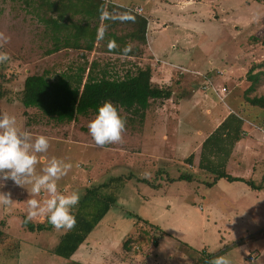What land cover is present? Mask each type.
I'll return each mask as SVG.
<instances>
[{"label":"rangeland","instance_id":"374dc122","mask_svg":"<svg viewBox=\"0 0 264 264\" xmlns=\"http://www.w3.org/2000/svg\"><path fill=\"white\" fill-rule=\"evenodd\" d=\"M106 1L131 10L142 7L144 11L139 15L150 23V37L163 39L165 48L160 63L173 69L178 64L185 66L184 71L175 72L176 79L183 73L193 78L191 84L194 82L201 88L207 81L203 75L210 73L208 79L216 83L219 97L225 101L211 97V89H202L210 96L206 98L207 105L196 106L192 118L168 112L171 122L152 115L151 111L159 106L156 102L149 107L152 109L147 122L140 117L131 118L120 109L118 113L125 119L121 140L98 146L88 132V123L94 114L79 116L69 124L57 123L40 111L22 105L24 82L28 76L42 74L48 80H56L59 76L77 73L84 65L90 68L93 63L99 74L104 72L109 77L121 78L126 71L121 68L131 61L104 53L100 43L90 53L63 49L48 56L46 52L54 45L52 31L40 21L43 11L25 7L21 2L0 0V33L8 37L6 43L0 41V51L9 56L6 62L0 63V113L15 116L17 127L30 133L33 139L37 135L48 138L47 150L36 154L37 172L53 157L70 163L71 167L57 180V191L68 194L75 190L80 199L88 188L126 180L122 186L116 182V187L105 190L115 194L114 205L75 253L78 257L73 255L70 259L50 253L64 230L52 228L32 233L22 227V218L27 217V199L43 201L48 194L42 191L33 197L30 185L23 187L11 180L4 181L0 194H6L10 202L0 203V224L10 234V240L0 246V264H75L74 260L84 258L89 264H101L104 256L120 252L128 237L132 245L125 264H193L196 258L209 254L213 255L211 262L226 256L231 264H264V137L252 161L235 154L229 157L227 172L243 177L239 181L216 180L215 175L194 166L193 161L186 162L184 158L193 149L190 144L178 150L174 158L142 162L137 154L146 141L148 128L170 131L182 125L181 128L191 131L190 139L198 132L204 137L220 122L221 116L214 113L220 109L222 115L233 109L231 115L243 120L247 119L249 110L256 115V125L264 130V110L249 105L246 100L264 97V0ZM118 31L124 33L127 28L121 27ZM146 66L138 68L146 71ZM250 71L262 74L252 92H248L252 84L248 80ZM175 83L160 84L162 88L170 84L173 90L172 98L163 103L164 108L157 114L177 109L181 98L186 107L184 100L191 97L190 91L196 86L190 90L182 86L178 90ZM201 88L195 92L200 100L204 96ZM229 91H238L235 96L233 93V104L229 101ZM238 104H244L246 109ZM207 109L212 112H206ZM243 127L249 132L257 131L246 121ZM160 131L155 135L163 139V134H167L166 142L170 145L173 134ZM245 137L241 132L238 142L250 139ZM228 145L226 151L230 152L232 148ZM161 152L170 151L162 148ZM218 162V158L214 159V163ZM181 176L188 178L179 179ZM251 184L261 188L254 189ZM46 218L41 214L30 220L44 222ZM158 241L162 248H157ZM254 242L261 249L255 250L256 260L251 262L249 256Z\"/></svg>","mask_w":264,"mask_h":264},{"label":"trees","instance_id":"16d2710c","mask_svg":"<svg viewBox=\"0 0 264 264\" xmlns=\"http://www.w3.org/2000/svg\"><path fill=\"white\" fill-rule=\"evenodd\" d=\"M13 1L43 11L44 16L40 21L52 31L54 45L46 52L48 56L63 49L90 53L94 51L96 44L100 43L104 53L137 57L142 54L140 46L147 44V19L126 7L104 0ZM121 27L127 28V31L119 32ZM134 41L139 42L137 47L131 46ZM94 67L95 63L90 68L84 65L78 68L77 73L62 75L56 80H48L43 74L28 76L21 91L20 101L27 109H36L57 123L69 124L75 122L79 116L96 115L97 107L105 101L111 102L117 110H124L131 118L140 117L143 120L151 103L163 104L172 98L170 87L162 88L152 82L153 74L149 68L146 71L139 70L135 76L126 74L122 78H113L104 72L99 74ZM209 74L207 72L203 75L204 79L208 78ZM248 75V80L252 82L248 92H252L262 74H253L250 71ZM246 100L249 105L264 110V97H251ZM243 122L238 116L230 115L203 143L199 168L215 175L216 180H242L226 173L225 162L231 152L226 151L227 145L233 148L238 142ZM216 158L219 159L218 163H214ZM193 159L194 156L191 155L186 162L191 163ZM182 178L188 177L181 176L179 179ZM116 182L119 186L125 184L124 179H119L86 189L76 208L72 210L76 219L75 225L66 229L58 244L50 251L51 254L70 259L78 251L114 205L115 194L112 191L106 193L105 190L116 187ZM147 183L151 185L150 181ZM250 186L254 189L261 188L255 184ZM22 227L32 233H41L53 228L47 218L40 223L26 217L22 218ZM9 240L10 234L4 230L3 224H0V246L6 245ZM131 245L132 239H127L123 251H130ZM212 258L211 254L200 256L195 264H212Z\"/></svg>","mask_w":264,"mask_h":264},{"label":"clouds","instance_id":"9594fccd","mask_svg":"<svg viewBox=\"0 0 264 264\" xmlns=\"http://www.w3.org/2000/svg\"><path fill=\"white\" fill-rule=\"evenodd\" d=\"M7 40L8 37L0 33V41L6 43ZM8 59V53L0 51V63ZM124 130L125 119L109 101L97 107L94 119L88 123V132L98 146L119 142ZM48 146L46 136L37 135L33 139L30 133L17 127L15 116L0 113V187L4 181L11 180L17 186L30 185L33 197L46 192L48 198L43 201L27 199L26 218L44 214L54 229H71L76 223L72 209L77 205L80 194L75 190L68 194L57 191V180L71 167L70 163L53 157L37 172L36 154L45 152ZM9 202L6 194H0V203L7 205ZM212 264H231V260L219 256L214 258Z\"/></svg>","mask_w":264,"mask_h":264},{"label":"crops","instance_id":"0c3cea01","mask_svg":"<svg viewBox=\"0 0 264 264\" xmlns=\"http://www.w3.org/2000/svg\"><path fill=\"white\" fill-rule=\"evenodd\" d=\"M104 1H106V0H104ZM106 2H108V1H106ZM109 3H111V2H109ZM112 4H114V3H112ZM114 5H117V4H114ZM117 6H121V5H117ZM135 8H142V7H135ZM150 32H151V27H150V23H148L147 35H146L147 44L144 45V46H140L141 50H142V54L141 55H139L137 57H127V56L115 55L117 58L124 57L128 61H131L130 64L128 63L127 65H124L121 68L122 70H126L124 72L125 75L129 74L131 76H135L137 74L138 70L140 69L138 67L144 68L145 65H147L146 68L151 69L152 74H153L152 82L157 84V85H159L160 87H162L161 86L162 82L168 83L170 81L173 82V83L176 82L175 84H176L178 90L182 89V86L187 88L186 90H190V88L193 85L197 87V84H195L194 82H193V84H191V81L193 80V78H187L186 76H183V73H181V77H178L177 79L174 76L175 72L184 71L185 70L184 68H186L185 66H183L181 64H178V65H175L177 67L173 69L169 65H164V64L160 63V60H161L160 59L161 58L160 55H163V53H164L163 50L165 48V46H164V44L162 42L163 39L157 38V37H154V38L150 37ZM155 33H157V32H155ZM158 33H160V32H158ZM138 45H139L138 41H134L133 43H131L132 47H137ZM149 48H151V50H149ZM172 49H173V47H172ZM169 64H172V63L169 62ZM178 66H182V67H178ZM176 69H178V70H176ZM136 70H137V72H136ZM124 76H122V77H124ZM170 84H168L164 88L171 87V86H169ZM214 85H215V87L217 86L215 82H214ZM196 87H195V90L190 91L191 93H190L189 96H191V97L190 98L189 97L185 98V100H184V102H186V105H185L186 107L185 108L183 107L184 104L181 103L182 98H181L180 101H178L177 98H174L176 101L180 102L179 107L177 109H175L173 111L171 110V111H167V112H162L161 114H157L158 111H159V113L162 111V109L164 108V104L165 103L161 104L160 102H156V103H158L159 106L153 111H151L152 108L147 110L148 112H146V115L143 118V120L146 119V122H147L148 117L150 116L149 115V111L154 113L152 115L155 118H160V119L163 118L164 120H167L168 122L172 121V120L170 121V119L168 118V114H167L168 112L176 113L177 117H179V116L180 117H184V115H187V116H190L192 118L193 114H195V110L194 109H196V106L199 107L200 103L204 104V105H207L208 102H207L206 98L210 97L209 95H205L206 93L202 90L201 87H199V86L197 88ZM198 88H201V90L203 91V94H204V96H202L201 100H200V98L198 96H196V93H195ZM172 90H173V88H172ZM216 90L218 92L220 91L218 89V86L216 87ZM173 93H174V96H176L175 89H174ZM212 93L213 94H211L212 95L211 97L215 96L218 99H220L219 93L218 94H216L214 92H212ZM233 93H234V96H235V95H237L238 91L237 92L236 91L235 92L229 91V93H228V94H230L229 101L232 104L234 103L233 99H232ZM224 101L225 100L220 101V102H224ZM171 102H173V99L171 100ZM238 106H240L242 109H246L244 107L245 106L244 104H238ZM229 108H231V107H229ZM208 111L209 110L207 109L206 112H208ZM209 112H212V111H209ZM230 112H234L233 109H230ZM230 112L228 114L222 115L221 114V109L214 111V113H216V115L221 116L220 117L221 118L220 122L216 125V127L214 129L210 130L204 137H201L202 133L198 132L197 133L198 135L194 139H190L191 136H192L191 131L189 129H187V128L186 129L181 128L182 125L181 126L177 125L175 130H170V131H166L164 128H159L158 126H157L158 128L154 129L153 131L152 130L150 131V128H148L149 132H148V134L146 136H144L146 141L143 142V144H141L140 153H137V154L139 155V157L142 158L141 159L142 162H144L145 160L149 162L151 159L152 160L153 159L161 160V159L167 158V157L168 158H174L175 154H177L182 148H186L187 145L190 144V146L191 145L193 146L192 147L193 149H191L192 151H190L189 155L186 156L184 159L186 160L191 155H193L194 156V159H193L194 166H198V168H199L203 143L218 128V126L222 122H224L232 114ZM207 114H211V113H207ZM246 114L248 115V117H247V119H244V122L246 121V123L248 124L249 127H254L255 128L254 130H257V131L249 132V130H247L245 127L242 126V129H241L242 134L244 136H246L245 138H250V139L246 140L245 142H240V143L237 142L234 145V147L232 148V151L229 153L228 157L226 158L225 170H226V173L229 174L230 176H233V175H231L230 173L227 172V163H229V161H230L229 157L231 155L235 154V155H238L240 157L248 158V159H250V161H252L254 158H256V155L258 154V148L260 147V141L264 137V135H263L264 134V130L261 127H259L258 125H256V120L257 119L254 118L256 115L255 116L252 115L249 110H247ZM161 115H163V116H161ZM239 118L242 119V117H239ZM160 130H162L164 132H167V133L173 134L172 138H173L174 141H172L170 145H169V143L166 142L167 141V136H165V135H167V134H163L164 135L163 139H160L158 136L155 135L157 133V131L161 132ZM162 148L163 149L164 148H168V151H170V152L162 153L161 152ZM141 150L143 152H141ZM180 163H181V161H179V164ZM233 177L243 178V177H239V176H233ZM125 183H126V180H125ZM18 189H19V187H18ZM40 223H42V222H40ZM62 230H64V232L60 235V237L66 232V229H62ZM130 238L131 237H128V238H126L123 241V243L121 245L122 250L120 252L119 251L118 252L113 251L110 254L104 256L105 257L103 259L104 263H101V264H125L127 259H128V257H129L128 253L131 251V248H130V251H128V252L123 251V245H124L125 241L127 239H130ZM58 242H59V239H58L56 245L58 244ZM159 242L160 241H158L157 248H159V247L162 248V244H160ZM221 242H223V240H221ZM257 243L258 242H254L253 243V249L251 250V255L249 256V260L251 262H255V260H256V256L257 255H256V251L255 250L261 249V247H258V248L255 247V245ZM263 247H264V245H263ZM79 255H83V254H79ZM74 256H75V254H74ZM75 257H78V254ZM251 258H254V260L252 261ZM79 259H82V258L79 257ZM196 261H197V258L194 260L193 264H195ZM74 263L75 264H89L87 262L86 258L82 259L81 261L74 260Z\"/></svg>","mask_w":264,"mask_h":264},{"label":"built area","instance_id":"2783aa9c","mask_svg":"<svg viewBox=\"0 0 264 264\" xmlns=\"http://www.w3.org/2000/svg\"><path fill=\"white\" fill-rule=\"evenodd\" d=\"M133 11H134L136 14H141V13L143 12V9H142V8H135V9H133ZM218 74H219V73H218ZM206 80H207V81H206V83L202 86V89H203L204 91L211 89L214 93L218 94L219 92L216 90L213 81H212L211 79H208V78H206ZM224 90H225V89H224ZM220 99H221V101H223V98H222V97H220ZM251 260L253 261L254 258H251Z\"/></svg>","mask_w":264,"mask_h":264}]
</instances>
